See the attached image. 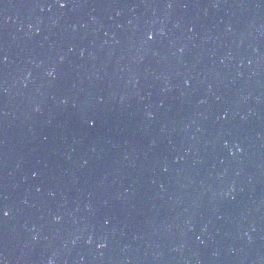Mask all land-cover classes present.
Instances as JSON below:
<instances>
[{
    "label": "water",
    "instance_id": "obj_1",
    "mask_svg": "<svg viewBox=\"0 0 264 264\" xmlns=\"http://www.w3.org/2000/svg\"><path fill=\"white\" fill-rule=\"evenodd\" d=\"M0 261L264 264V0H0Z\"/></svg>",
    "mask_w": 264,
    "mask_h": 264
},
{
    "label": "snow or ice",
    "instance_id": "obj_2",
    "mask_svg": "<svg viewBox=\"0 0 264 264\" xmlns=\"http://www.w3.org/2000/svg\"><path fill=\"white\" fill-rule=\"evenodd\" d=\"M67 5H66V3H61V7H66ZM153 37H151V36H149V39H152ZM9 213L7 212V211H4L3 212V215L4 216H7ZM104 245H101V247H103ZM0 264H3V262L2 261H0Z\"/></svg>",
    "mask_w": 264,
    "mask_h": 264
},
{
    "label": "clouds",
    "instance_id": "obj_3",
    "mask_svg": "<svg viewBox=\"0 0 264 264\" xmlns=\"http://www.w3.org/2000/svg\"><path fill=\"white\" fill-rule=\"evenodd\" d=\"M52 73H49V75H51Z\"/></svg>",
    "mask_w": 264,
    "mask_h": 264
}]
</instances>
